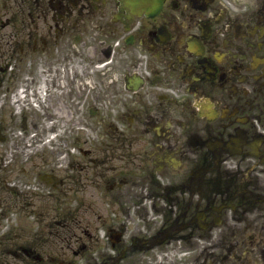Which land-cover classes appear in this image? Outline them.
<instances>
[{
	"label": "flooded vegetation",
	"instance_id": "flooded-vegetation-1",
	"mask_svg": "<svg viewBox=\"0 0 264 264\" xmlns=\"http://www.w3.org/2000/svg\"><path fill=\"white\" fill-rule=\"evenodd\" d=\"M160 7L0 0V264H264V0Z\"/></svg>",
	"mask_w": 264,
	"mask_h": 264
}]
</instances>
